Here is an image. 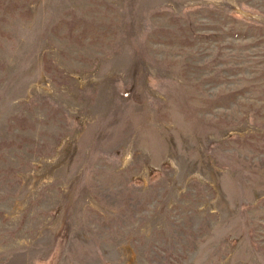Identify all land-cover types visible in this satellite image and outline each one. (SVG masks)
Listing matches in <instances>:
<instances>
[{
  "label": "rangeland",
  "instance_id": "obj_1",
  "mask_svg": "<svg viewBox=\"0 0 264 264\" xmlns=\"http://www.w3.org/2000/svg\"><path fill=\"white\" fill-rule=\"evenodd\" d=\"M0 264H264V0H0Z\"/></svg>",
  "mask_w": 264,
  "mask_h": 264
}]
</instances>
